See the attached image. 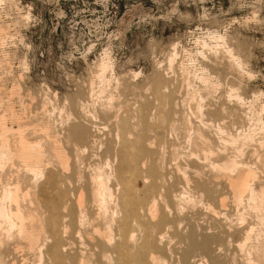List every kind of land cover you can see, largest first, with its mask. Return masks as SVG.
Returning <instances> with one entry per match:
<instances>
[{
  "label": "bare ground",
  "instance_id": "1",
  "mask_svg": "<svg viewBox=\"0 0 264 264\" xmlns=\"http://www.w3.org/2000/svg\"><path fill=\"white\" fill-rule=\"evenodd\" d=\"M206 38L212 57L177 43L114 91L107 58L100 86L39 106L0 62V264H264L262 94L222 93L247 72Z\"/></svg>",
  "mask_w": 264,
  "mask_h": 264
},
{
  "label": "rangeland",
  "instance_id": "2",
  "mask_svg": "<svg viewBox=\"0 0 264 264\" xmlns=\"http://www.w3.org/2000/svg\"><path fill=\"white\" fill-rule=\"evenodd\" d=\"M0 25L7 36L0 70L8 90L21 81L22 94L36 97L33 106L46 93L69 101L84 97L107 58L115 65L106 74L114 91L117 81L137 86L143 77L153 80L177 43L181 56L204 49L212 57L210 30L226 38L247 72L221 92L232 86L249 100L262 94L257 107L264 104V0H0Z\"/></svg>",
  "mask_w": 264,
  "mask_h": 264
}]
</instances>
